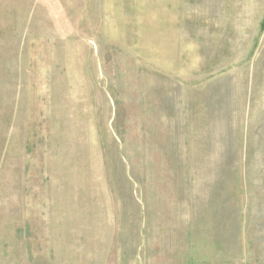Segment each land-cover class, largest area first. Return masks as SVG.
<instances>
[{
    "label": "rangeland",
    "instance_id": "rangeland-1",
    "mask_svg": "<svg viewBox=\"0 0 264 264\" xmlns=\"http://www.w3.org/2000/svg\"><path fill=\"white\" fill-rule=\"evenodd\" d=\"M264 0H0V264H264Z\"/></svg>",
    "mask_w": 264,
    "mask_h": 264
},
{
    "label": "trees",
    "instance_id": "trees-1",
    "mask_svg": "<svg viewBox=\"0 0 264 264\" xmlns=\"http://www.w3.org/2000/svg\"><path fill=\"white\" fill-rule=\"evenodd\" d=\"M262 28L264 29V21H263V24H262Z\"/></svg>",
    "mask_w": 264,
    "mask_h": 264
}]
</instances>
